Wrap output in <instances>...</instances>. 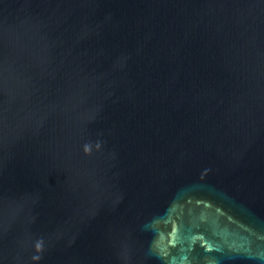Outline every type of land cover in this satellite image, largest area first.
I'll list each match as a JSON object with an SVG mask.
<instances>
[{"label":"water","instance_id":"obj_1","mask_svg":"<svg viewBox=\"0 0 264 264\" xmlns=\"http://www.w3.org/2000/svg\"><path fill=\"white\" fill-rule=\"evenodd\" d=\"M0 264H264V0H0Z\"/></svg>","mask_w":264,"mask_h":264}]
</instances>
